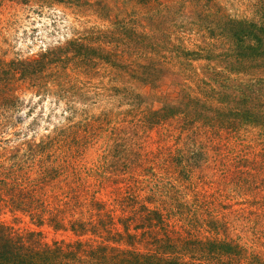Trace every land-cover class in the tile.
<instances>
[{
	"label": "trees",
	"instance_id": "16d2710c",
	"mask_svg": "<svg viewBox=\"0 0 264 264\" xmlns=\"http://www.w3.org/2000/svg\"><path fill=\"white\" fill-rule=\"evenodd\" d=\"M9 1L63 6L85 18L86 26L31 56H0V141L10 144L0 152V264H264L262 254L231 236L225 212L219 219L216 199L208 194L185 211L178 197L143 198L130 184L108 209L94 193L88 199L91 184L70 158L113 119L112 110H92L106 99L128 100L141 128L177 124L171 132L179 130L177 139L186 134V140L167 147L164 160L185 180L212 153L223 155L224 133L243 126L264 131V0L253 3L250 18L230 13L220 0ZM96 77L102 80L93 82ZM25 91L64 104L65 122L40 141L18 124ZM148 100L162 105L154 109ZM132 143L113 161L132 173L148 170ZM48 151L56 155L50 166L44 161ZM8 212L38 226L47 223L68 238L50 242L42 230L17 228L3 219Z\"/></svg>",
	"mask_w": 264,
	"mask_h": 264
},
{
	"label": "rangeland",
	"instance_id": "374dc122",
	"mask_svg": "<svg viewBox=\"0 0 264 264\" xmlns=\"http://www.w3.org/2000/svg\"><path fill=\"white\" fill-rule=\"evenodd\" d=\"M220 1L234 15L249 18L254 16L253 3L256 0ZM84 21L85 18L77 17L63 6L50 8L24 5L9 0L1 4L0 1V56L7 59L31 56L44 46L64 41L73 33L83 31L86 26ZM187 44L193 45L188 41ZM203 63L196 64L201 66ZM100 78L96 77L93 82H99L102 80ZM103 81L106 83L108 78ZM22 97L24 104L18 113L21 116L18 124L36 141H40L44 135L65 122L64 104H59L51 95L41 97L32 91H25ZM127 101L123 99L98 101V104L93 106V112L100 114L103 109L112 110L113 119L106 122L97 135L93 134L83 140L81 147H75L71 153L70 158L81 167L79 169L84 178L91 184L88 199L94 193L108 202V209L113 208L115 199L127 194L131 184L143 198L152 196L151 200L164 199L172 202L173 198L178 197L186 205L187 211L197 202L204 201L203 199L207 198L205 194H208L210 200L216 199L215 205L220 212L219 219L223 218L225 212L223 221L228 222L231 236L250 251L264 256V131L257 126H243L232 135L224 133L219 139L223 145H220L218 151L223 155L216 158L217 152L212 153L214 156L205 162V166L195 170L189 180H185L176 165L166 163L164 154L169 152L167 147L176 149L181 146L186 140L184 137L186 134H183L182 139H177L180 131L171 132L172 127L177 126V124L171 126V121L154 128H141L136 118L139 114L136 117L134 115L137 110H131L132 106L127 104ZM148 101L154 109L162 105L159 101ZM129 137L136 140V143H132ZM130 142L144 154V159L148 160L145 165L150 166L148 170L144 171V167H137L132 173L127 165L113 161L124 154L123 147H130ZM8 145L10 144L0 141L1 154L4 152L3 148ZM61 152L58 155H62ZM128 153V156L132 157V152L128 150ZM10 154L7 152L8 156ZM55 157L56 155L49 151L44 156L45 159L48 158V166L53 163ZM0 160L3 161L2 158ZM44 161L47 163V159ZM38 168L37 165L32 173L33 177L36 176ZM135 179H140V182ZM119 187L122 188L121 193L118 191ZM51 190L52 186H48V194L52 192ZM220 193L222 194L219 195ZM223 203L230 207L223 208ZM119 213L117 210L116 214ZM188 216L190 215H184ZM210 216L211 212L204 215L205 218ZM3 219L17 228L42 230L44 238L50 242L68 238L64 232H56L47 223L42 226L36 225L28 216L21 215L20 219H16L8 212ZM183 222L187 227L190 224L188 220L183 219ZM206 228L197 227L195 231L206 234ZM219 235L223 236V233Z\"/></svg>",
	"mask_w": 264,
	"mask_h": 264
}]
</instances>
